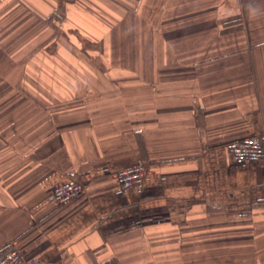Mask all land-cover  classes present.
<instances>
[{
    "label": "crops",
    "instance_id": "1",
    "mask_svg": "<svg viewBox=\"0 0 264 264\" xmlns=\"http://www.w3.org/2000/svg\"><path fill=\"white\" fill-rule=\"evenodd\" d=\"M90 1L0 0V255L16 248L22 264H264V159L236 162L226 148L264 130V0H145L183 11L150 17L179 34H154L163 45L147 50L146 66L136 51L128 66L101 67L128 76L86 84L99 97L67 99V111L42 109L56 99L10 98L73 74L52 59L79 46L63 51L52 35L35 51L50 65L24 61L35 20L61 9L66 43L73 30L110 42L122 0ZM189 24L194 33H181ZM141 162L143 189L120 191L117 171ZM61 180L84 190L57 203L51 187Z\"/></svg>",
    "mask_w": 264,
    "mask_h": 264
},
{
    "label": "rangeland",
    "instance_id": "2",
    "mask_svg": "<svg viewBox=\"0 0 264 264\" xmlns=\"http://www.w3.org/2000/svg\"><path fill=\"white\" fill-rule=\"evenodd\" d=\"M97 1L98 2L96 3H98V5H102L107 2L112 3L111 0ZM102 1L104 3H102ZM145 2V0H122L120 4L118 1L115 3L116 12H119L118 14H116V16L120 15L121 20L119 22H116V25H112V38H110V42H105L102 40H98V42L96 43L92 41L86 42V40L78 35L77 31L75 32L73 30L74 34H70V38L73 40V42L69 41L68 43H66L65 33H63V30L61 29V27H64L62 23L63 12L61 11V9H57V13L55 15L53 14L50 19H45L43 23L35 20L32 26H27V37L24 44L26 50H33V54H27L24 58V61L28 65L31 60L33 61V57H36V59L34 58L35 64L50 65L51 63H48L49 58L47 59L39 57L37 56V53L35 51H39L42 48L43 41H45L46 37L48 38L52 35V38H55L53 42L61 43L60 49H62L63 51L68 49L69 45H71L72 43H77V45L79 46V50L74 51L72 56H61L60 53L64 52H59L57 58L52 59L53 62L51 65H53L54 62L57 61V64L60 67L66 66L71 68L73 74L69 75L58 73V75L56 76L52 75V77H56V79H53L51 81H55L56 83H52L53 85L51 87V90L49 88L33 90L25 89L23 87L22 89H11L9 91V97L32 98L33 96H35L56 99V102L53 101L51 103V106L46 105V107H44L43 105L42 109L48 110L50 107L52 113H55L59 110L67 111L69 110L68 108H73V106H67V99L73 100V103H75L76 105H81V103H83L85 99L90 100L91 98L97 99L99 97L98 94L92 93L97 92V88H95L94 91H88V89H86V84L90 83L93 86L97 83L108 82L112 79H126V77L128 76L125 73H123L124 75L121 74V77H119L120 75L117 76L114 74H105L104 69H101L99 72V69L101 67H105V65H113V62L116 65L121 64L122 66H128L130 62H133V55L136 51L142 52V55H144L142 65L146 66V54L148 53L147 50L151 49L150 51L152 52L154 49V51L156 52L157 46L163 45L160 38L159 41H154V38H152L154 34H166L169 36L179 34V32L176 31L177 28H179L178 26L175 27L172 26V24L171 26L166 27L154 25L153 20L150 17H154V20L159 22L161 20L162 14L164 15V17L169 16L170 19H172V17L176 18L178 16L177 14L183 11H179L176 9H148ZM112 4L113 6H115L114 3ZM151 14L153 16H151ZM114 23L115 22L113 21V24ZM195 28L196 26L193 24L183 25L180 26V31L181 33L185 32L186 34H192L194 33ZM95 29L100 30V27H95ZM164 29H166V32H164ZM169 29L171 30L169 31ZM41 30H43L42 34L40 33ZM31 31L34 32L32 35H30ZM53 45H55V43H53ZM101 51L102 55L104 54V51L105 53H109V55L103 58L99 54V52ZM32 55L34 56L31 57ZM140 59L141 58L138 57V61H140ZM84 67H87V69H84ZM41 76L45 77L47 82H50V76L48 74H44ZM27 77L30 79L37 78L35 74H27ZM90 93H92V96H90ZM4 96H6L5 92ZM77 108L78 107H76V109Z\"/></svg>",
    "mask_w": 264,
    "mask_h": 264
},
{
    "label": "built area",
    "instance_id": "3",
    "mask_svg": "<svg viewBox=\"0 0 264 264\" xmlns=\"http://www.w3.org/2000/svg\"><path fill=\"white\" fill-rule=\"evenodd\" d=\"M226 148L236 162H249L264 159V130L226 143ZM148 167L137 163L120 169L116 179L120 191L143 189L147 178ZM84 190V185L77 180H61L51 187V198L57 203L72 200ZM23 257L16 248H10L0 255V264H22Z\"/></svg>",
    "mask_w": 264,
    "mask_h": 264
}]
</instances>
